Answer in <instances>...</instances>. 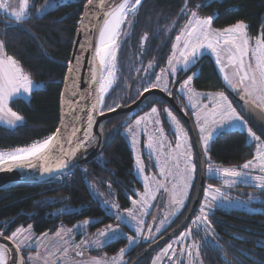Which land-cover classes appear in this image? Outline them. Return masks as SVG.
<instances>
[{
    "label": "trees",
    "instance_id": "1",
    "mask_svg": "<svg viewBox=\"0 0 264 264\" xmlns=\"http://www.w3.org/2000/svg\"><path fill=\"white\" fill-rule=\"evenodd\" d=\"M48 1L32 0L29 17L19 23L0 15L4 52L18 61L31 80L40 85L29 101H11L10 107L24 118V122L15 128L0 125V150L25 147L45 139L59 125L63 82L87 0H53L55 7L37 15V8ZM182 9H185V0H143L137 14L123 24L117 40V81L105 98L103 111L139 97L147 79L167 65L176 33L193 10L212 16L217 28L243 21L250 35L264 34V0H188L187 10ZM193 70L197 72L193 83L198 90L224 88L209 58L200 59ZM125 118L118 116L103 122L102 129L109 142L87 167L66 172L60 181L22 184L12 191H1L0 221L7 223L9 232L29 225L36 233L53 232L61 222L73 224L104 215V208L89 188L93 181L100 185V190L106 193L110 190V197L116 199L120 210L128 209L132 197H136L134 190L140 191L143 186L134 173L132 152L122 134ZM253 148L246 133L232 130L212 140L209 155L217 164L239 165L253 157ZM196 162L197 179L189 202L167 231L181 223L195 198L200 181L197 152ZM66 206L81 209L72 214H54ZM210 219L219 222V227L215 228L216 243L211 250L205 248L203 251V264H264V211L250 214L216 209ZM106 222L107 219L102 218L100 226ZM126 242L125 239L117 240L114 251L120 252ZM234 251L240 252L239 257H232ZM220 255H224L223 258Z\"/></svg>",
    "mask_w": 264,
    "mask_h": 264
},
{
    "label": "snow or ice",
    "instance_id": "2",
    "mask_svg": "<svg viewBox=\"0 0 264 264\" xmlns=\"http://www.w3.org/2000/svg\"><path fill=\"white\" fill-rule=\"evenodd\" d=\"M97 3L99 7L103 9V12L102 16L98 18L102 20V23L97 29L99 33V47L95 49L100 67L98 70L94 69L93 75V83H98L99 85V96L97 97L96 103L92 105L93 110H96L97 105H103L104 96L115 79L116 50L119 46L117 40L121 34V26L129 21V16L131 14L136 13L138 7L142 5V0H114V2L113 0H87L85 15L81 18V24H83L84 19L88 18L92 9L97 6ZM187 3L188 0H185V9H182V11L187 10ZM200 6L202 5H198V7ZM29 7V0H19L17 8H11L9 0H0V10L13 18L17 23L22 22L26 18ZM50 7H52V5L46 3L44 8L37 9L36 11L40 13ZM212 20V16L202 18L195 10L191 11L187 24L181 30L180 34L176 36L177 43L173 45V55L168 60L169 68L162 70V73H171L173 76L176 74L178 69L173 63L174 60L176 64H183L181 71H190L189 65H195L200 49L209 48L216 55V63L222 64L220 71L225 73L223 78L227 85L234 91H238L249 111L255 112L256 116L264 121V34L256 40L255 45L251 49V58L246 63L244 58L249 56L250 49V41L246 32L247 25L243 21H239L223 30H213L211 28ZM181 40H183V47L179 48ZM177 49H179V58L175 55ZM224 58H226L227 63H222ZM150 67L151 64H149V68ZM229 67L233 70L231 75L226 72V69ZM71 70L72 69H70V71ZM97 73L99 79H97ZM193 75L187 76V79L180 85L179 91L188 95L191 108L196 109L197 103L192 102V97L198 94L194 93L190 88ZM161 86V76L157 75L155 82L143 87V91L139 92L138 95L142 96L144 93L150 92L151 89L160 88ZM36 87L37 86L31 80L30 76L19 66L18 61L4 52V42L0 41V123L10 128L16 127L17 123L22 121V117L9 106L10 101L14 98H29ZM162 90L172 95L166 82L163 83ZM212 99L215 100V103L210 112L204 113L203 115L201 114L203 109H207L208 107L204 105L200 112L193 113L196 116V124L201 134L200 141L203 146V154L207 157L206 171L209 175L224 178L222 186L218 187L213 184H208L207 187L204 188L205 203L200 207L201 214L197 216L196 220L193 222L208 224L209 226L210 221L208 220V214L213 211V208L224 206L226 203H232L229 195L222 191L223 187L231 188L237 183H250L252 186L264 192V175L253 176L250 171H246L249 169H258L259 172L264 173V140H261V135H264V131L261 132V135H257L252 127L248 126V121L237 112L232 102L223 92L216 93ZM116 107H119V105ZM108 111H115V108L110 107ZM164 111L167 113L170 121L175 124V148L180 149L184 147L186 149L184 152L180 153V156L185 159L186 168L184 172L187 173V175L180 174V184H173L170 190L166 182H170L168 178L172 177L173 173L171 171L166 173L165 169L162 167L160 175L165 177V181L156 180L155 183L158 186L157 191L163 190V192L169 193L171 196V203L182 207L184 199L187 196V189L191 186L190 181L193 179L196 165L192 162L191 145L187 144V133L183 132L176 116L173 115L170 110L164 109ZM101 114L103 113L101 112ZM154 115H158V109L156 107H151L150 112L136 118L135 125L140 126L142 122H151L149 118ZM209 117H211V119H209ZM88 121L89 127H91V116L88 117ZM155 123L159 125L160 121L156 120ZM65 127L67 126L65 125ZM233 128L243 129L250 141L257 144L256 154L253 156V159L247 160L239 166L225 168L213 165L208 156L210 141H212L217 134L222 135L228 129ZM61 131V128H57L55 133L44 140L34 141L26 147L16 148L12 151H0V166H6L7 170H12L17 167L35 168L39 165L42 173L63 171L65 169L71 170L74 166L73 162L76 159L77 153L80 152L81 149L86 148L88 144L91 143L93 137L90 133L86 132L82 139L74 143L71 137L75 136V131L67 138L61 135ZM156 131L163 134L162 127H158ZM128 132L132 136L133 144H135L136 132L131 125L128 128ZM181 134H183V143L181 142ZM152 140L153 137L150 136L147 145L149 148L153 147ZM65 145H71V147L68 148ZM161 148H163L162 143ZM137 167L140 172L144 171L139 160L137 161ZM176 167H179L178 160ZM148 180L149 177L146 176L145 192L143 194H136L140 196V199L132 200L134 206H143L147 204L148 200L145 199L146 197L152 200L156 199L155 194H153L149 188V184L147 183ZM103 203L107 206V211L109 212L119 207L116 204L108 205L107 201ZM175 211H179V208ZM125 212L126 217L135 220L138 225L143 223L142 220L137 219V215L133 208L126 209ZM114 216L119 223H128V219L118 212L114 213ZM89 223H91L89 220L83 221V225ZM119 223L116 227L110 224L105 229L100 230L97 233V239L92 243H94L96 247H102L104 244L120 238L123 233L120 230ZM161 223L163 224V221ZM83 225H77L76 227H82ZM30 229V225L28 229L19 228L16 232H13L8 239L15 242L22 233L30 231ZM159 230L158 228L157 231ZM68 231H71V229ZM136 232L137 235H139V227H137ZM192 234V229L189 228L185 233L181 234L180 238L190 237ZM57 235L59 236L60 233L58 232ZM100 237L104 239L101 240ZM28 239L29 237L25 236L23 240H20V242L16 244V250L19 251L21 244H24ZM127 239L129 243H132L135 238L133 236H128ZM82 243L87 244L88 241ZM190 248L196 249L197 256L199 255L198 246L195 243L190 245ZM170 249H172L171 244L163 250V254L167 255ZM9 251L10 249L7 246L0 245V264H8ZM66 251L65 249V252ZM124 252L125 249H120L118 256L112 258V264H119V260H122ZM191 254V251H189L188 255L191 256ZM77 255H82V253H77ZM159 258L158 256L157 259ZM91 264H103V262L100 259L93 258ZM181 264H183V262H181Z\"/></svg>",
    "mask_w": 264,
    "mask_h": 264
},
{
    "label": "rangeland",
    "instance_id": "3",
    "mask_svg": "<svg viewBox=\"0 0 264 264\" xmlns=\"http://www.w3.org/2000/svg\"><path fill=\"white\" fill-rule=\"evenodd\" d=\"M62 1L63 2H74L77 0H62ZM29 2H30V7H29L28 13L26 15V18L29 17L30 9L32 7V0H29ZM9 3L11 5V8H17L18 4H19V0H9ZM46 3H50L52 5V7L47 8L46 10H44L43 12H40V13H37V11H36L37 15H42V14L46 13L47 11H49L50 9L55 7V5H56V2L53 0H50ZM45 4H43L41 7H38L37 9L44 8ZM138 9H139V7H138ZM138 9H137L135 14H131L129 16V20L132 19L137 14ZM190 13L191 12L188 13V19H189ZM0 15H3L4 17L15 21L9 15L5 14L2 10H0ZM198 15L202 18L209 17V16L201 15L199 13H198ZM188 19L185 20L180 25V27L176 33V36L180 34L181 30L187 24ZM122 26H121V29H122ZM230 26H232V25H230ZM230 26L223 27V28H217L213 25V20H212V24H211V28L213 30H223V29L228 28ZM246 32L248 34L249 41H250L249 56H246L244 58L245 62L247 63L248 60L251 58V49L255 45L256 40L261 36V34H259L257 36H252L248 33L247 28H246ZM176 36H175L173 45L177 43L176 42ZM0 41H2L1 38H0ZM182 47H183V40H181L180 45H179V48H182ZM173 51L174 50L172 47L171 56L173 55ZM175 55L177 58H179V49L176 50ZM202 58H209L213 62L215 69H216V72L218 74V77L221 79V81L224 84V88L222 90H219V91H200L194 86V83H193L194 77L197 73L190 74V75L195 74V75H193V80L191 81L190 88L194 91V93L198 94V95H194L192 97V102L197 103L196 109L191 108L190 102L188 99V95H185L184 93H181L179 91L180 85L183 82L178 86V89H177V91L181 95V97L184 98L183 101H181L182 111H186V110L190 111L191 116H192V120H193V125H194L196 132L198 134L199 141H200V135L201 134H200L199 128L197 127V124H196V116L193 113L194 112H200L203 109L204 105H207L208 107H207V109H203V112L201 114L203 115L204 113L210 112L211 108L213 107V104L215 103V100L212 99V97H214L216 93L223 92L228 97V99L232 102L233 107H235L237 112H239L242 116H244L242 113V103L245 104V101L241 99V94L238 91H234L224 81L223 77H224L225 73H222L220 71L222 64L216 63V59H217L216 55L212 52L211 49H209V48L200 49L195 65H189V68L191 69L192 67L196 66L198 61ZM173 63L175 64V66L178 69V71L176 72V74L174 76L171 75V73H168V74L162 73V70H166L169 68L168 63L163 69H161L154 76L153 82H155L157 75H160L161 79H162V86L158 89L162 90L163 83L166 82L168 84L169 91H171L173 89L172 85L173 84L176 85L178 83L177 76H178V73L183 68V64L182 63L176 64L175 60L173 61ZM222 63H227L226 58L223 59ZM232 71L233 70L230 67L226 69V72L229 75H231ZM105 75H106V73H105ZM186 79H187V77H186ZM116 81H117V67L115 65V79L113 80L111 88L114 87ZM34 84L37 86L36 89L40 87V85H38L37 83L34 82ZM109 91L107 92L108 94H109ZM163 92H165V91H163ZM165 93H168V92H165ZM30 97L29 98H14V99H23L25 101H29ZM11 101H10V103H11ZM10 103H9V106H10ZM154 107H156L158 109V115H154V116L150 117L149 119L151 122H142V124L140 126L135 125L136 118L138 116H144L146 113L150 112V109H151L150 108V109L145 110V111H140V113L138 115L129 119L127 121L126 126L122 130V134L125 137V139L127 140L128 145L130 146L132 156L134 159V173L143 186L142 190H140V191L135 189L134 190L135 193L136 194L137 193L143 194L145 192V177L147 176V177H149V180L147 181V183L149 184V188L151 189L152 193L155 194V196H156V199H154V200L146 197L145 199L148 200V203L143 205V206H141V205H135L134 206L131 203V206L129 208H133L136 215H137V219L143 221V223H141L139 225L136 223L135 220H132L131 218H127L125 210H120L119 207L117 209H112L111 212L107 211L108 213H111L113 215H114V213L118 212L119 214L125 216L128 219L127 224L122 223V224L126 225L125 227L124 226L121 227L119 225L120 230L123 233V235L118 239H126L128 242V247L125 249V252L131 246H133L135 243H137L142 237H144V238L146 237L147 232H145V228L147 225L153 228L152 231L150 232L151 240H156L157 237L161 233H163L165 230H167L170 227V225L174 222V220L184 211L186 204L189 202L191 192L193 190V187H194L196 179H197L196 148H195V144H194V141L192 139V136L190 135L188 129L185 127V125L183 124L181 119L178 117V115L173 113L170 109H168L166 107L165 109L170 110L173 113V115L176 116L180 127L183 129V132L187 133V144L191 145V154L193 157L192 162L195 163L196 170L193 174V179L190 181L191 186L187 189V196L184 199V203H183L182 207H180L177 204L171 203V196L169 193H165V192H163V190L157 191L158 186L156 185L155 181L156 180H160L162 182L165 181V177L160 175V171H161L162 167L165 169L166 173L169 171H171L173 173V176L168 178V180L170 182H166L167 187L170 190L172 189L173 184H180V179H179L180 174L187 175V173L184 172V169L186 168L185 159L180 156V153L184 152L186 149L184 147H182L180 149L175 148V144H176V135L174 133L175 124L172 121H170V119L167 116V113L164 110H161L157 106H154ZM102 110H103V106H102L101 112H103ZM244 118H245V116H244ZM209 119H211V117H209ZM156 120L160 121L159 125H157L155 123ZM23 122H24V118L22 117V121L18 122L16 126L21 125ZM166 123L169 125V128L167 127ZM0 125L7 127V128H10L3 123H0ZM130 125L132 126L133 130L136 132V143L135 144H133L132 136L128 132V128ZM248 126L251 127L249 122H248ZM158 127L163 128V134L156 131V129ZM232 130H238V131L246 133L243 129H240V128L228 129L227 131H232ZM218 135L219 134H217L216 136H218ZM150 136L153 137V140H152L153 147L152 148H149L147 146L149 143V137ZM247 139H248V142L250 144H254V148H253V156H254L256 154L257 144L255 142H251L248 137H247ZM39 141H42V140H39ZM181 142L182 143L184 142L183 134H181ZM211 142L212 141H210V145H211ZM161 143L163 144V148H161ZM200 145H201V148L203 151V146H202L201 141H200ZM208 156L210 157L209 152H208ZM251 159H253V157L248 159V160H251ZM138 160L140 161V163L144 169L143 172H140L138 167H137V161ZM177 160L179 163L178 168L176 167ZM205 161H206V169H207V157H205ZM210 162L215 166L225 167V168L241 165V164H239V165L217 164L211 158H210ZM246 171H250L251 175H253V176L264 175V173L259 172L258 169H249ZM213 179H215L216 181L214 182ZM223 179L224 178H222L220 176L209 175L206 171V182H205L204 188H206L208 184H213V185L218 186V187L222 186L223 185ZM181 187H182V185H181ZM89 188H90L93 196L100 202L101 206L104 207L106 210H107V206L103 203L104 201H107L108 205H111V204L117 205L116 199L110 197V190H108L106 193V192L100 190L99 187L94 182L90 183ZM222 191H224L226 194L229 195L230 199L232 200V203L231 204L226 203L224 206H221L218 208L214 207L213 211L216 209H224V210H228V211H241V212L250 213V214L259 213V212L264 211L263 210L264 209V192H262L261 189L252 186V184H250V183H237L235 186H233L231 188L223 187ZM134 199L139 200L140 196L136 195V197H132V200H134ZM203 203H205L204 191H203L202 198H201V201L199 204V210H198L196 216L193 218L192 226L203 224V223H199V222L193 223L196 220V217L201 214L200 213V207ZM177 208H179V211H175ZM80 209H81L80 207H76V206H66V207L57 209L56 211H54L55 212L54 214L55 215L72 214L75 212H79ZM213 211L210 212L209 214L213 213ZM173 213H175V214H173ZM86 220L91 221V223H89L87 225H83V221H85V220H78V221H75L73 224L61 222L57 230H55L53 232H46V233H36L34 231L33 227H31L30 231H26V232L22 233L15 240V242L13 240H11V241L14 242V244H17L20 242V240H23L25 236L29 237V239L24 244H21L20 249H22V250L27 249L28 261L30 262V264H91L94 257H91L89 255V251L96 247L95 244L92 242L97 239V233L100 230L105 229L106 227H102L101 229L94 232L93 230H91L90 225L92 223L96 222L97 218H90V219H86ZM149 220H150V223H148ZM162 221H163V224L161 223ZM118 223L111 224V225L113 227H116V225ZM1 225H4L5 228L7 227V223L4 221H0V226ZM77 225H83V226L82 227H76ZM28 227L29 226H26V227L20 226V227L16 228L13 232H16V230L19 228L28 229ZM137 227L140 228L139 235H137V232H136ZM158 228L160 229L159 231H157ZM69 229H71V231H68ZM58 232L60 233L59 236L57 235ZM185 232H183V233H185ZM12 233H11V235H12ZM128 236H133L135 238L132 243H129V241L127 239ZM180 237H181V234L179 236H177L176 238H174L172 240V242L170 243L173 248L177 247V245H184V243L187 240H190V237H185L183 239H181ZM100 239L103 240L104 238L100 237ZM84 241H88V243L87 244L82 243ZM113 241H115V240H113ZM110 242H112V241H110ZM110 242H108V243H110ZM108 243H106L104 245H107ZM262 245H264V242ZM65 249L67 250L66 252H65ZM163 250L159 251L155 254V260L157 259L158 256H160V258H161V256L163 255ZM195 251H196V249H195ZM77 253H82V255H77ZM96 259L102 260L103 264H112V259L109 260L108 258H106L105 255H103L99 258H96ZM123 263H124V260L122 258V260H119V264H123ZM155 264H156V262H155Z\"/></svg>",
    "mask_w": 264,
    "mask_h": 264
},
{
    "label": "water",
    "instance_id": "4",
    "mask_svg": "<svg viewBox=\"0 0 264 264\" xmlns=\"http://www.w3.org/2000/svg\"><path fill=\"white\" fill-rule=\"evenodd\" d=\"M85 11L86 7L84 8L82 17H84ZM102 12L103 9L100 8L99 4L97 3V6L92 9L88 18L84 19L83 24H81L80 19L75 36V41L73 44L72 53L68 62V69L63 82V88L60 97L59 125L57 128L62 129L61 135L65 138L71 136V133L75 131V136L71 137L74 143L82 139L84 133L85 120L89 102L91 60L98 34L97 29L102 21L98 18L102 16ZM70 69L72 70L70 71ZM152 94L160 95L169 102H172V99L166 96L162 91L154 89L150 92L144 93L137 101L127 107H123L120 105L119 107L115 108V111L104 112L102 110L103 114H101V112L100 114H98L92 129L94 135L93 141L90 143L87 152L84 153L80 151L77 153L76 159L73 162L74 166L71 168V170L76 167L87 166L94 159H96L100 151L107 146L109 140L105 139V141H103V122L121 115H131L132 113L138 110L143 100ZM171 104L180 112L182 117H184L188 122L193 141L200 159V182L192 207L184 222L177 229L152 244L147 249V251L142 254L139 258H137L132 264H138L141 260L150 255L158 246L163 243H166L167 241L171 240L183 231V229L187 226V224L193 217L196 209L198 208L204 191V185L206 181V161L200 145L198 134L193 123L187 117H185L184 113L180 110V108L174 102H172ZM242 113L251 125L252 129L257 133V135H261V132L264 131V121L260 120L259 117L256 116L255 112H250L247 105L243 103ZM65 125L67 127H65ZM261 139L264 140V135H261ZM65 146L68 148L71 147V145ZM68 171L70 170L65 169L63 171L42 173L39 168V165L35 168L17 167L13 168L12 170L0 168V192L12 191L22 184L42 185L55 181H60L58 179V176L64 175ZM84 180L85 183L88 184V180L86 177H84ZM0 244L5 245L10 249L9 264H21V261L22 264H24V259L21 254V251L20 249L19 251L16 250V244H14V242L9 240L7 237L0 236Z\"/></svg>",
    "mask_w": 264,
    "mask_h": 264
},
{
    "label": "flooded vegetation",
    "instance_id": "5",
    "mask_svg": "<svg viewBox=\"0 0 264 264\" xmlns=\"http://www.w3.org/2000/svg\"><path fill=\"white\" fill-rule=\"evenodd\" d=\"M181 72H182V74H181ZM192 73H197V72H194L193 67L190 69V71H187V72L180 71L178 73V76H177L178 83L176 85L173 84L172 85L173 89L170 91L172 93V95H169L168 93H165V92H163L162 90H160L158 88H153L151 90L158 89V90L162 91L166 96L171 98L172 99L171 101L174 102L180 108V110L182 111L181 101H183L184 98L181 97V95L178 93L177 89H178V86L186 79V77L189 76ZM154 76L152 78L147 79L145 86H147L148 84L153 82ZM140 97H141V95H139V97L136 100H134V101H132V102H130L128 104H125V105L121 104V106L127 107L130 104H132L135 101H137ZM172 102H169L168 100L164 99L160 95H156V94L149 95L148 97H146L143 100L141 106L138 108L137 111H135L131 115H121V116H126V118H125V120H124V122L122 124L123 128L126 126L127 121L129 119L133 118L134 116L138 115L140 113V111L148 110V109H150L151 107H154V106L159 107L161 110H164L167 107L173 113L178 115V117L181 119V121L183 122L185 127L188 129L190 135L192 136L190 128H189V125H188V122L186 121V119L184 117H182L180 112L176 108H174L172 106V104H171ZM115 108H117V107H115ZM182 112L184 113L185 117H187L193 123L190 111L186 110V111H182ZM166 125L169 128V125L167 123H166ZM102 135H103V141H105L106 137H105V132H103V129H102ZM192 139H193V137H192ZM196 152H197V150H196ZM213 181L215 182L216 180L213 179ZM93 182L97 186L100 187V185H98L96 183V181H93ZM192 204H193V202H192ZM192 204H191L189 210L187 211V213L185 214L184 218L182 219L181 223L178 224L174 228H170L169 231L165 230L166 233H165V231L163 233H161L157 237L156 240H151L150 232L152 231L153 228L147 225L146 228H145V232H147L146 237L145 238L142 237L137 243H135L133 246H131L124 253V255H123L124 263L123 264H132L137 258H139L142 254H144L147 251V249L152 244H154L155 242H157L161 238L165 237L166 235H168L169 233H171L172 231L177 229L184 222V220L186 219V217H187V215H188V213H189V211H190V209L192 207ZM198 210H199V206L196 209L193 217L191 218V220L189 221L187 226L183 229V231L181 233H179L177 235V236H179L180 234H182L183 232H185L189 228H191L192 229V233H193L192 236H190V240L191 241L187 240L184 243V245H177V247H174L175 249L172 247V249L169 250L167 255L163 254L161 256V258L155 260V254L157 252H159V251H162L164 248H167L168 245L172 242V240L177 237V236H175L174 238H172L171 240L167 241L166 243H163L160 246H158L150 255H148L146 258L141 260L138 264H154V261L156 262V264H181V262H183V264H203V261H202L203 251L205 250V248H209V250H211L212 247H213L212 245L214 243H216V239H215L216 230H215V228L219 227V222L211 221V219H210V216L212 215V213H211V214L208 215V220L210 221V226L208 224H205V225L204 224H199V225L192 226L193 218L196 216ZM96 218H97V221L90 225L91 230H93L94 232L99 230V229H101L102 227H107L110 224L118 223V221L115 219V216L113 214H111V213H108L105 208H104V215H102L100 217H96ZM102 218L107 219V222L104 223V225L100 226V224L102 223ZM148 223H150V220H149ZM119 225L121 227L122 226H124V227L126 226V225H124L122 223H119ZM11 233L12 232H9L7 227L5 228L4 225L0 226V236H4V237L8 238V237H10ZM116 241L117 240L112 241V242L108 243L107 245H103L102 247H95L94 249L89 251V255L91 257H94V258L95 257L99 258V257L105 255L106 258H108L109 260L112 259L113 257H116L118 255V253H119V252L116 253L114 251V246H115V242ZM194 243L198 246V250H199V255L198 256H197V251H195V249H191L190 248V245H192ZM127 247H128V242H126V245H125V247L123 249H126ZM237 247H239V245H237ZM135 249H136V252H133ZM20 251H21V254H22L23 259H24V264H30V262L28 261L27 249H24V250L20 249ZM189 251H191V253H192L191 256L188 255ZM237 251H239V250H237ZM237 251L233 252V254H232L233 258H236V256L239 257L240 252H237ZM216 255L219 257V255L217 253H216ZM223 256L224 255H220L221 258H223ZM9 261H10V256L8 257V264H9Z\"/></svg>",
    "mask_w": 264,
    "mask_h": 264
},
{
    "label": "bare ground",
    "instance_id": "6",
    "mask_svg": "<svg viewBox=\"0 0 264 264\" xmlns=\"http://www.w3.org/2000/svg\"><path fill=\"white\" fill-rule=\"evenodd\" d=\"M143 1V0H142ZM114 2V0H113ZM102 23V21H101ZM99 47V33L97 34V38H96V43H95V46H94V50H93V54H92V60H91V71H90V83H89V102H88V111H87V115H86V120H85V127H84V133H83V136L82 138L85 136V133H90L91 136L94 138V135H93V126H94V123L96 121V118L98 116V114H100L101 112V109H102V106L100 105H97V108L96 110H93L92 108V105L96 103V100H97V97L99 96V85L98 83H93V75H94V69L98 70L100 65H99V60L98 58L96 57V53H95V49ZM97 79H99V75L97 73ZM112 87V86H111ZM111 87L109 88V90H111ZM108 90V91H109ZM108 95V93L105 94L104 96V100L106 98V96ZM91 116L92 117V124H91V127H89V121H88V117ZM44 140V139H42ZM93 141V139H92ZM91 141V142H92ZM32 144V143H31ZM90 143L88 144V146L84 149H81L80 151L81 152H87V149L89 147ZM26 147V146H25ZM17 148H20V147H17ZM16 149V148H15ZM13 150V149H12ZM12 150H6V151H12ZM0 168L2 169H6V166H0ZM1 245V244H0ZM10 256V253H8V257Z\"/></svg>",
    "mask_w": 264,
    "mask_h": 264
},
{
    "label": "built area",
    "instance_id": "7",
    "mask_svg": "<svg viewBox=\"0 0 264 264\" xmlns=\"http://www.w3.org/2000/svg\"><path fill=\"white\" fill-rule=\"evenodd\" d=\"M68 177H71V174H68ZM58 179L61 180L62 179V175H59Z\"/></svg>",
    "mask_w": 264,
    "mask_h": 264
}]
</instances>
